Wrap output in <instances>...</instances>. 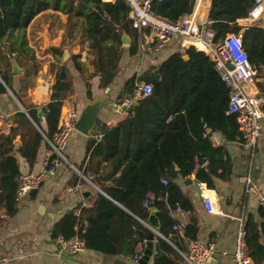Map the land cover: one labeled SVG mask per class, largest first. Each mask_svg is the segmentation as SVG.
I'll return each mask as SVG.
<instances>
[{
	"label": "trees",
	"instance_id": "16d2710c",
	"mask_svg": "<svg viewBox=\"0 0 264 264\" xmlns=\"http://www.w3.org/2000/svg\"><path fill=\"white\" fill-rule=\"evenodd\" d=\"M254 3L255 0H211L206 25L216 32L217 39L229 32H242L250 62L258 75H264V27L256 22L245 27L238 23L249 16ZM194 5L195 0H163L154 3V10L175 21L191 12ZM46 9L61 11L75 25L82 18L93 56V76L101 77L103 88L110 86L120 71L124 33L131 38L130 55L139 52L141 35L132 27L124 0H0V77L28 112L18 107L14 117L18 125L0 136V204L9 216L17 210L16 191L21 175L16 152L29 165L35 164L45 141L43 134L52 138L57 132L63 102L73 92L67 66L54 67L50 101L42 106L46 127L39 120V107L29 106L20 94L35 84L40 67L27 44L25 31L34 15ZM14 31L18 34L14 35ZM55 52L63 55L62 50ZM79 57L75 55L73 59L82 73ZM13 59L24 68L23 73L12 72ZM16 75L21 82L19 91L12 83ZM138 79L151 83L152 93L127 110L117 125L98 121L102 137L89 139L88 159L79 166L105 194L96 192L93 206L82 208L80 216L74 209L66 212L54 225L52 237L77 236L87 249L128 256L138 241L148 238L151 229L145 222L154 210L158 230L166 237L155 234L154 264H182L183 257L175 246L181 249L183 241L180 231L174 229L179 222L172 213L178 207L188 211L194 206L177 180L195 174L198 181L212 189L217 179L227 181L230 160L223 148L212 145L209 130L222 133L230 141L242 138L236 116L226 112L229 87L211 58L194 45L171 54L156 70L150 69ZM136 80L131 76L119 97L131 94ZM0 92L7 93L2 82ZM88 97L92 98L90 89ZM18 134L22 145L16 150ZM164 178L167 184L162 182ZM150 192L155 198L145 205ZM246 230L248 254L255 264H264V224L251 222ZM161 251L166 254L161 255Z\"/></svg>",
	"mask_w": 264,
	"mask_h": 264
},
{
	"label": "crops",
	"instance_id": "0c3cea01",
	"mask_svg": "<svg viewBox=\"0 0 264 264\" xmlns=\"http://www.w3.org/2000/svg\"><path fill=\"white\" fill-rule=\"evenodd\" d=\"M210 7L211 0H206L199 13L200 23L206 22L207 24ZM81 22L82 18H79V23L75 25L74 21L68 22L67 17L61 11L46 9L34 15L25 31L27 44L34 51L40 66L38 75L34 78L35 84L20 91L29 106L40 108L50 101L52 87L55 83L56 70L54 67L59 68L63 65L67 66L69 70L73 81V92L64 100L61 114L66 113L72 106L81 110L86 103L101 95L105 96V101L91 135H86L76 129L71 133L66 154L72 165L62 161L56 175L47 176L37 190L20 199L16 198L17 210L13 215H7L4 207L0 204V253H5L10 257V264H154L156 240L152 255L147 259L144 258V253L136 259L133 252L131 255L125 256L106 254L87 248L78 254L66 255L58 252L54 241L57 238L52 237V230L66 212L74 209L76 215L80 216L82 208L93 206L96 192L105 194L89 177L84 175L79 166L87 158L89 139L94 137L96 140H100L102 137L98 121L110 126L115 125L112 122L115 114L112 111L111 103L119 97L126 81L131 76H135L139 80L138 77L150 69L156 70L171 54L183 51L189 46L182 45L179 38H172L162 48H155L143 53L141 43L146 39L144 34H140L139 52L136 55H130L128 47L130 44H123L120 71L108 86L110 90L106 92L107 87L100 86L101 77L93 76L95 70L91 64L93 56L89 53L88 38ZM238 23L244 27L250 25L247 18L239 19ZM17 34L18 31H14V35ZM240 34L243 36L242 32ZM58 50L63 51L62 56L55 52ZM66 51H69L70 54L65 61ZM75 55L80 56L79 61L83 64L82 73L76 68L73 59ZM14 63L18 64L15 59H13L12 65ZM20 68L24 72V68L22 66ZM0 82L7 88V93L0 92L1 136L7 134L3 129L6 124L11 123V128L18 125L14 117L19 110L18 107L22 111H24V107L1 77ZM12 83L14 88L19 91L21 82L17 75L14 76ZM248 88L252 91H264V75L259 74L257 82ZM89 89L92 98L88 97ZM25 113L28 114L27 110ZM126 113L127 111L121 113L119 122ZM31 120L33 121V119ZM40 121L46 127L44 116ZM33 123L35 124L34 121ZM209 133L211 142L212 138H216L220 142L219 144L212 142V145L223 148L225 156H228L231 163V174L227 181L217 179L213 189L208 188L206 183L198 181L195 174L188 177L194 181L191 184L185 182L187 178H178V185L192 201L194 207L188 211L178 207L179 209H175L172 213L179 222L177 225L181 226L178 231H180L183 241L181 249L176 246L175 248L187 253L189 251L187 238L191 235L193 236L191 238L195 237L204 244L213 243L215 245V254L208 264H234L231 256L235 250L238 217L243 215L250 224L251 222L259 225L264 224V208L257 203L254 196L245 194L241 177L249 172L250 164L248 162L249 154L242 139L230 141L220 132L209 130ZM15 142L16 145H19L18 148L15 147L17 150L22 145L20 134L16 136ZM48 150V144L44 141L39 148L33 166L29 165L20 152H16L21 174L43 170ZM251 172L252 177L264 186V133L258 140L257 154ZM108 184L109 182L106 183V185ZM206 194L215 197L216 207L222 210L224 215L214 214L207 210L203 196ZM165 254V251H161V255Z\"/></svg>",
	"mask_w": 264,
	"mask_h": 264
},
{
	"label": "built area",
	"instance_id": "2783aa9c",
	"mask_svg": "<svg viewBox=\"0 0 264 264\" xmlns=\"http://www.w3.org/2000/svg\"><path fill=\"white\" fill-rule=\"evenodd\" d=\"M115 2L117 0H104ZM129 7V18L132 27L145 35L146 41L141 43V51L146 53L152 49L162 48L172 38H179L182 45H194L199 51L206 53L212 60L215 70L221 79L229 87V100L227 114L236 116L242 142L249 154L250 170L241 177L246 195L254 196L257 203L264 208V186L252 177L251 167L254 163L258 140L264 133V91H252L248 86L254 85L258 80V71L249 60L244 46L242 35L229 32L224 38L217 39L216 32L206 26V22L199 20V13L206 0H195L191 12L182 14L173 21L158 14L154 10V3L163 0H124ZM264 14V0H255L247 20L255 22ZM153 91V85L143 80H136L131 94L115 98L112 103V111L115 117L112 122L117 125L121 113L133 108L137 102L148 96ZM80 110L78 107H70L66 113H60L58 130L52 138L43 134L48 151L45 157V167L39 172L22 173L18 178L16 198L20 199L26 194L37 190L49 175H56L60 163H70L66 149L71 133L75 130L74 124L78 119ZM4 132H11V123L4 126ZM214 144L219 140L212 138ZM72 165V164H71ZM164 184L168 180H162ZM207 210L211 213L224 215L222 210L216 207V199L212 195H203ZM155 198L150 192L145 200V205ZM179 209V208H178ZM249 220L243 215L238 217V227L235 238V250L232 254L234 264H255L248 254L246 225ZM149 227V225L146 223ZM174 229L180 230L181 226L175 225ZM161 237L165 238L162 234ZM189 251L179 250L183 257V264H208L215 254L213 243L204 244L198 239L187 238ZM146 240L138 241L133 248L134 258H139L145 250ZM57 250L66 255H75L86 249L85 242L75 236L65 238L59 236L56 239ZM0 264H10V257L0 253Z\"/></svg>",
	"mask_w": 264,
	"mask_h": 264
},
{
	"label": "water",
	"instance_id": "95a60500",
	"mask_svg": "<svg viewBox=\"0 0 264 264\" xmlns=\"http://www.w3.org/2000/svg\"><path fill=\"white\" fill-rule=\"evenodd\" d=\"M255 22L259 24L261 27H264V14H262V16H260ZM122 40H123V44L125 45L130 44V36L127 33L123 34ZM69 54H70L69 51L65 52V56H64L65 61L68 59ZM12 71L15 74H20L23 72V69L20 68V66L17 63H14L12 65ZM109 90H110V87H107L106 92H108ZM104 101H105V96L101 95V96H98L97 98H94L90 102L86 103L85 106L80 110V114L74 124V128L86 135H91L97 123L99 112H100V109ZM23 110L26 112L24 108ZM43 114H44L43 107L38 108V115H39L40 120L42 119ZM18 146L19 145L17 144L16 148H18ZM185 182L187 184H191L194 181L191 178H187ZM196 183L199 184L197 181ZM200 199H201V196H200ZM145 223H147L149 225V228L151 229V232L149 233L148 238H147L146 248L144 251V258L147 259L149 256L152 255V251L154 248L155 234H158L159 236H161L158 230V227H159L158 219L155 215L154 210L151 213L148 222H145ZM54 241L56 242V240Z\"/></svg>",
	"mask_w": 264,
	"mask_h": 264
}]
</instances>
